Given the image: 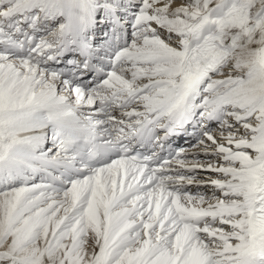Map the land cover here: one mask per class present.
<instances>
[{"label":"snow or ice","instance_id":"1","mask_svg":"<svg viewBox=\"0 0 264 264\" xmlns=\"http://www.w3.org/2000/svg\"><path fill=\"white\" fill-rule=\"evenodd\" d=\"M0 264H264V0H0Z\"/></svg>","mask_w":264,"mask_h":264},{"label":"bare ground","instance_id":"2","mask_svg":"<svg viewBox=\"0 0 264 264\" xmlns=\"http://www.w3.org/2000/svg\"><path fill=\"white\" fill-rule=\"evenodd\" d=\"M192 191H195V189H192ZM204 191H207V190H204Z\"/></svg>","mask_w":264,"mask_h":264}]
</instances>
